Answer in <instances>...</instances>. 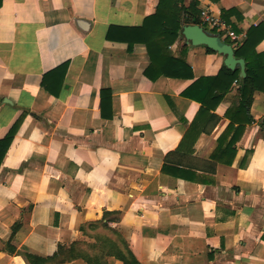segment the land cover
I'll list each match as a JSON object with an SVG mask.
<instances>
[{"label": "crops", "instance_id": "crops-1", "mask_svg": "<svg viewBox=\"0 0 264 264\" xmlns=\"http://www.w3.org/2000/svg\"><path fill=\"white\" fill-rule=\"evenodd\" d=\"M158 1H1L0 139L25 115L0 165V264H91L104 240L106 264H123L122 239L139 264H264V93L231 145L225 112L238 104V80L200 117L183 95L219 72L222 55L181 34L169 49L194 79H149L146 47L129 46V29ZM197 8L241 44L264 23V0ZM208 31L231 42L223 28ZM63 63L50 94L42 78ZM61 250L80 256L63 261Z\"/></svg>", "mask_w": 264, "mask_h": 264}, {"label": "trees", "instance_id": "trees-1", "mask_svg": "<svg viewBox=\"0 0 264 264\" xmlns=\"http://www.w3.org/2000/svg\"><path fill=\"white\" fill-rule=\"evenodd\" d=\"M1 1L2 0H0V5ZM197 6L198 0H192L188 6L184 5V0H159L156 11L147 16L141 26L129 29L133 36V38H131L128 42L129 46L138 42L144 44L146 47L150 59V65L145 70V75L149 79L155 80L162 75L178 79H194L191 67L185 62L183 55L175 56L169 47L181 35L183 26L202 24L200 21V11ZM225 13L229 12H223V14ZM225 21L227 20L225 19ZM107 36L109 35L107 34ZM263 39L264 23L261 22L257 26L249 28L244 42L239 47L235 48V57L243 58L245 61L246 76L244 78L239 77V68L230 70L223 63L221 69L215 76H204L194 79L183 92L184 96L200 103V108L197 113L198 117H200L204 113H208L210 109L215 110L224 95L231 88L233 81L238 80V104L227 109L225 112V115L230 119L225 132L228 133L234 129L235 134H238L235 139L230 142L231 145H233L236 139L243 133L246 125L251 123L253 120L249 114V108L252 104L254 93L256 91L264 93V51L257 52L256 50L257 45ZM225 42L230 43V41ZM183 48H185V46H183ZM206 49L209 52L217 53L208 47H206ZM67 65V63H63L50 72L44 74L41 86L50 94H53V90L48 84V76L60 74L59 79H57V83H61L67 70ZM24 115L25 113L21 114L11 126L7 134L0 139V165L20 123L23 120ZM191 131L192 126L185 133L182 141L184 138H188ZM198 135L199 133L194 135L193 141ZM19 226L20 223L13 226V234ZM120 244H122V247H120ZM83 245L92 251L94 249V245L82 243L76 244L77 247ZM105 247H108V244L104 240L102 241L101 246L97 248L96 251L89 256V258H87L88 261L91 262V264H106L104 257L108 254L109 250H105ZM118 250L121 253L118 254V257L121 258L123 264H139L130 251L128 254L125 253L123 239L118 244ZM59 255V258L63 255L61 260L64 261L65 259L69 260V258L72 257H79L80 253L76 254L75 252V254H63L61 250Z\"/></svg>", "mask_w": 264, "mask_h": 264}, {"label": "water", "instance_id": "water-1", "mask_svg": "<svg viewBox=\"0 0 264 264\" xmlns=\"http://www.w3.org/2000/svg\"><path fill=\"white\" fill-rule=\"evenodd\" d=\"M181 34L187 44L193 46L204 45L223 55V63L227 68L230 70L239 68V77L244 78L246 76L244 59L235 57V49L230 43L221 40L219 34H214L199 24L183 26Z\"/></svg>", "mask_w": 264, "mask_h": 264}, {"label": "built area", "instance_id": "built-area-1", "mask_svg": "<svg viewBox=\"0 0 264 264\" xmlns=\"http://www.w3.org/2000/svg\"><path fill=\"white\" fill-rule=\"evenodd\" d=\"M201 26H203L205 29L208 30H214V29H225V34L227 37L230 38L231 42L230 44L235 49L240 46L241 40L239 39V36L235 34L234 31L230 29H226L222 22L218 20L217 18L213 17L206 11L201 12Z\"/></svg>", "mask_w": 264, "mask_h": 264}, {"label": "rangeland", "instance_id": "rangeland-1", "mask_svg": "<svg viewBox=\"0 0 264 264\" xmlns=\"http://www.w3.org/2000/svg\"><path fill=\"white\" fill-rule=\"evenodd\" d=\"M120 247H122V244H120ZM67 254V253H66ZM89 254H93V252L89 253Z\"/></svg>", "mask_w": 264, "mask_h": 264}]
</instances>
